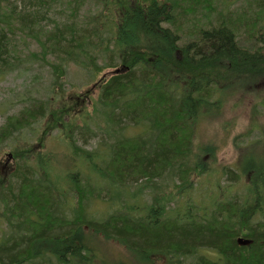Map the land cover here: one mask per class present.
Returning <instances> with one entry per match:
<instances>
[{"label":"trees","instance_id":"trees-1","mask_svg":"<svg viewBox=\"0 0 264 264\" xmlns=\"http://www.w3.org/2000/svg\"><path fill=\"white\" fill-rule=\"evenodd\" d=\"M16 1L0 0V75L21 65V39L38 46L31 58L52 69L61 91L69 62L84 58L88 76L99 77L71 104L29 97L0 124L2 146L44 120L39 141L57 130L65 151L52 166L55 152L42 142L11 149L15 164L0 170L10 234L0 264H264V0L235 8L233 0H68L76 13L62 24L48 12L66 0ZM248 92L258 94V112L233 138V166L220 165L225 138L208 134L210 125L232 127L228 103ZM84 131L97 138L93 149L79 143ZM227 174L233 182L223 184ZM198 177L210 205L196 197ZM105 197L113 211L90 216L88 202ZM113 240L125 256L111 254ZM201 243L218 255L200 253Z\"/></svg>","mask_w":264,"mask_h":264},{"label":"rangeland","instance_id":"rangeland-1","mask_svg":"<svg viewBox=\"0 0 264 264\" xmlns=\"http://www.w3.org/2000/svg\"><path fill=\"white\" fill-rule=\"evenodd\" d=\"M13 1L14 4H20L19 1ZM70 1L68 2V0H66V3L57 4L56 10L48 12V15L56 18L61 24L66 22L72 23L73 21L71 18L75 15L76 10L72 7L75 4L71 3ZM244 1L245 0H233L232 2H234V4L232 8L240 7V5H242ZM97 6L98 7H96L94 11L96 14L100 12L99 3ZM90 7V3H87L81 8L77 19L78 22L76 23H80V20L85 17V14H88L90 12ZM46 22L48 23L49 20H46ZM47 29L45 28V30ZM101 29L105 31V34L108 33L106 27L101 26ZM109 34L112 35V32H110ZM24 46L21 43V39L20 41H16V48L20 51L21 65L19 64L20 66H18L16 69L8 70L4 75H0V124L3 123L7 115L18 112L29 101V97H41L44 99L52 97L54 104L52 106L53 108L60 106L59 101H63V98H65V100L68 99L69 103L71 104L76 94L84 93L88 89L95 87L94 82L98 79L99 76L98 74H96L97 76L95 75L94 79H91L90 75L88 76L89 73L84 68L85 64H83L85 63V61L84 58H82V64H76L75 62L68 63L67 73L64 78L63 91L59 90L58 88H56V86L53 85L54 75L52 73V69L42 61L31 58V50L37 51L38 46L36 44H30V48H27L25 43ZM93 55H95V57L97 58V62L100 65L104 63L103 58H101V55L99 53H93ZM48 59L54 60L55 58L54 56L49 55ZM105 71L111 72V69H105ZM255 94L258 95L257 93H243L235 96L230 100L224 119L226 120L233 118L232 120H234L235 124L232 127L230 126L226 130H224L220 128V121H216L215 123L210 125V131L208 132V134L215 135L217 136V138H225L224 143L220 148V152L218 153V160L220 165L232 167V164L238 157V151L235 145L239 143V138H237L235 142H233V138L246 131L250 121L253 118L254 110H256V113L258 112L254 107V104H256L258 100L256 99L257 97ZM92 96L94 97V100H96L97 92L93 91ZM261 96L263 95L261 94ZM81 107L83 108V106ZM87 108H89V112L93 113L92 104L89 103ZM259 119L264 120L263 117H259ZM79 123L82 124V120H79ZM43 127L44 120L34 124L32 128H24L21 133L8 139L2 146H0V163L8 160V166L4 165L5 167L3 168L0 165V170H10L11 167H13L16 161L13 158H9L11 149L16 146L24 145L26 141L35 144L38 142H42L44 145V151L52 150L55 152V157L53 158L54 163H51V165H57V163L59 162L63 164V155L61 152L65 153V151H63L62 146L57 149V146L62 144V141L60 144L57 135L59 131L55 130L42 141H39ZM132 129L136 128L134 127ZM227 131L230 132L227 133ZM98 133H101L99 129ZM205 134L206 133H204V135ZM77 135L80 144L85 145L88 149H93L94 147H96L97 138H94L89 132L84 131V133L81 132ZM37 147L39 149L42 146L38 145ZM83 167L84 166L82 165V168ZM62 168L64 169V165H62ZM230 182H233L230 174H227L222 178L223 184H227ZM195 186V194L197 199L199 198V203L203 205H210L211 198L207 196L209 185L206 179L203 178L201 180L199 177L196 178ZM111 206H113V203L109 204L106 200V197L102 200L92 199L88 202L87 210L90 216L94 218H101L105 216L108 210L110 212L113 211L111 209ZM210 209L211 208L209 206L207 208V212H210ZM203 210L205 211V209ZM8 231L9 229L7 221L0 218V242L3 240L4 236L10 235L9 233H7ZM109 247L111 248V254L114 257L125 256L126 254V247L115 240L109 243ZM195 247H198L200 249V253H204L208 257L215 258L218 255L217 253H214V251H211L208 248L207 244L201 243L197 244ZM191 260L192 256L188 258V261Z\"/></svg>","mask_w":264,"mask_h":264},{"label":"water","instance_id":"water-1","mask_svg":"<svg viewBox=\"0 0 264 264\" xmlns=\"http://www.w3.org/2000/svg\"><path fill=\"white\" fill-rule=\"evenodd\" d=\"M238 242L242 245H245V244H248L249 243V240L248 239H244V238H239L238 239Z\"/></svg>","mask_w":264,"mask_h":264}]
</instances>
